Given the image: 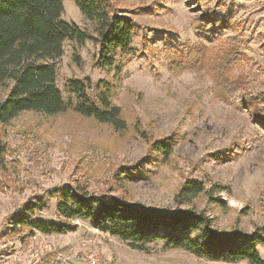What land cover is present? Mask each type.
Returning a JSON list of instances; mask_svg holds the SVG:
<instances>
[{
	"label": "rangeland",
	"instance_id": "1",
	"mask_svg": "<svg viewBox=\"0 0 264 264\" xmlns=\"http://www.w3.org/2000/svg\"><path fill=\"white\" fill-rule=\"evenodd\" d=\"M111 1L135 20L134 57L117 75L94 64L95 44L66 40L55 84L64 101L76 102L69 81L79 80L96 105L99 91L109 87L110 101L120 107L126 128L118 131L71 110L55 115L26 111L0 126L6 147V168L0 172V264H93L91 254L103 264H249L208 260L158 240L134 249L107 225L95 228L84 218L63 219L68 229L49 234L15 226L26 204L39 196L44 208L26 216L59 222L55 198L47 193L54 188L83 186L90 193L177 210L189 207L175 201L179 188L196 179L228 188L219 194L222 207L203 196L192 202L213 219L215 228L264 236V127L245 109L216 97L206 70L190 67L194 49L203 42L194 32L195 22L205 21L198 1ZM225 3L234 14V29L226 34L245 41L238 49L244 60L233 66L231 75L244 73L249 93L264 96V0ZM62 18L89 28L74 0H63ZM224 38L204 39L203 44L216 48ZM177 48L188 57V67L171 71ZM143 134L173 140L166 161ZM124 169L139 179H117ZM255 249L264 259V244L255 243Z\"/></svg>",
	"mask_w": 264,
	"mask_h": 264
},
{
	"label": "trees",
	"instance_id": "2",
	"mask_svg": "<svg viewBox=\"0 0 264 264\" xmlns=\"http://www.w3.org/2000/svg\"><path fill=\"white\" fill-rule=\"evenodd\" d=\"M197 1L205 21L195 22L194 32L203 42L204 39L215 40L223 36L225 42L216 48L200 43L194 49L190 67L196 71L206 70L212 76L216 97L238 109H245L253 121L264 127V96L255 97L249 93L244 73L235 77L231 75L233 66L244 60L238 49L245 43L237 34H226V30L234 29L233 12L227 9L225 0ZM74 2L89 28L81 29L62 18L63 0H0V126L9 124L26 111L55 115L71 110L107 123L118 131L126 128L120 107L110 101L109 87L99 91L96 105L87 97L84 84L73 79L69 86L77 101H64L55 84L56 62L63 54L66 40L78 45L90 41L97 46L94 64L103 70L114 69L119 75L124 64L134 57L135 20L127 14L129 10L120 8L111 0ZM138 9L142 11L143 7ZM173 55L171 71L188 67V57L181 49H175ZM143 137L152 150L160 153L162 160L169 158L173 144L171 138H152L145 134ZM5 154L6 147L0 138V172L6 168ZM121 173L124 175L120 174L119 180L140 177L125 169ZM222 192H228V188L189 179L175 195L178 205L188 204L189 207L167 210L69 185L47 192L55 198L59 222L26 216L28 212L44 208L45 201L39 196L26 204L24 214L16 218L14 224L27 225L32 230L49 234L68 229L63 219L84 218L95 228L107 225L112 235L128 242L134 249H143L146 244L158 240L168 248L185 250L208 260H245L249 264H264L255 249V243L264 244V236L236 229L218 230L211 217L193 207V199L201 196L217 206H224L225 201L219 196Z\"/></svg>",
	"mask_w": 264,
	"mask_h": 264
},
{
	"label": "built area",
	"instance_id": "3",
	"mask_svg": "<svg viewBox=\"0 0 264 264\" xmlns=\"http://www.w3.org/2000/svg\"><path fill=\"white\" fill-rule=\"evenodd\" d=\"M88 259L91 260L93 264H103V261L101 260V258L97 256L96 254H91L88 257Z\"/></svg>",
	"mask_w": 264,
	"mask_h": 264
}]
</instances>
